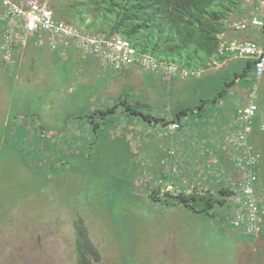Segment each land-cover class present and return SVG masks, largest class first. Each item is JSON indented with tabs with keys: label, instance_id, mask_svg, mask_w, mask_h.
<instances>
[{
	"label": "rangeland",
	"instance_id": "rangeland-1",
	"mask_svg": "<svg viewBox=\"0 0 264 264\" xmlns=\"http://www.w3.org/2000/svg\"><path fill=\"white\" fill-rule=\"evenodd\" d=\"M43 1L92 32L70 16V0ZM246 3L227 22L242 40L264 42L260 28H235L250 15ZM36 39L29 37L26 59V47L11 50L13 63L0 51V264H244L245 247L247 263L264 264L256 240L232 231L225 196L209 214L177 206L169 196L176 188L166 185L186 171L177 166L181 133L204 131L238 108L234 86L255 78L252 69L240 75L246 58L231 54L198 75L163 81L96 57L76 64ZM178 114L182 131L167 123ZM253 144L264 161V130Z\"/></svg>",
	"mask_w": 264,
	"mask_h": 264
},
{
	"label": "built area",
	"instance_id": "built-area-1",
	"mask_svg": "<svg viewBox=\"0 0 264 264\" xmlns=\"http://www.w3.org/2000/svg\"><path fill=\"white\" fill-rule=\"evenodd\" d=\"M249 1L253 3L250 15L239 22L240 24L235 25V28L239 30L254 27L264 31V6H262L264 0ZM259 1H262V5ZM2 18L5 22L4 41L8 47L5 62L13 63L11 50L15 46H26L29 37L38 35L39 43H43V35L50 34L61 38L65 45L69 44L70 39L76 40L103 62L116 69L136 67L153 73L163 80L169 79L175 73L179 76L190 75L188 71L179 70L173 63L157 61L152 56L138 51L129 40L121 36L83 34L65 19L59 18L55 9L43 0H4ZM54 37L49 38L52 49L57 48ZM219 40L220 55L232 54L253 62L255 82L248 94L247 102L237 109L236 120L239 130L229 135L225 144L230 149L235 170L240 173L238 178L227 184L231 191L227 199L231 207L232 231L258 240L264 218V192L258 191L257 186L259 183L257 168L262 155L251 150L248 138L258 117H260L258 128L264 130V89L261 91V85L264 84V42L254 39H229L224 32L219 35ZM213 62L209 63V66ZM160 68L164 72H159ZM168 126L171 130L181 129L180 123L175 121H170ZM169 153L172 155L174 151ZM162 163L164 164L165 160ZM167 187L173 189V185Z\"/></svg>",
	"mask_w": 264,
	"mask_h": 264
},
{
	"label": "trees",
	"instance_id": "trees-1",
	"mask_svg": "<svg viewBox=\"0 0 264 264\" xmlns=\"http://www.w3.org/2000/svg\"><path fill=\"white\" fill-rule=\"evenodd\" d=\"M246 1L70 0L68 7L70 16L78 15L83 24L92 29V32L87 31L89 35L98 32L106 36L120 35L138 51L157 61L173 63L179 70L191 74L209 67L211 61H221L229 55L218 54L219 35L228 30L227 20L231 13L237 15L249 10ZM88 18L89 22L86 21ZM249 69L253 70V62L246 60L240 75ZM220 192L227 197L231 194L226 187ZM174 194L169 195L174 201L191 208L222 202L203 194L198 196L181 191Z\"/></svg>",
	"mask_w": 264,
	"mask_h": 264
},
{
	"label": "crops",
	"instance_id": "crops-1",
	"mask_svg": "<svg viewBox=\"0 0 264 264\" xmlns=\"http://www.w3.org/2000/svg\"><path fill=\"white\" fill-rule=\"evenodd\" d=\"M4 11V0H0V43H1V56H3V62L6 52L8 51L7 44L4 41V33H5V22L2 18ZM232 21V20H231ZM235 22H228V30L226 31V34L228 37H234L233 34L237 35V32L232 26ZM249 28H254V27H249ZM255 29V28H254ZM248 31V30H247ZM253 33V32H252ZM240 35V34H238ZM237 35V36H238ZM246 36L245 33H241L240 37ZM37 38L36 42L38 41V35L37 36H32L31 38ZM43 43H40L42 45L49 44V38L54 37L51 36L50 34H45L43 35ZM240 39H244V38ZM57 42V48L53 50H61L63 52L68 53L69 60H71V55H73V59L75 60L76 64H84L85 66H91L94 65V60L93 59H100L99 57L95 56L90 50H87L84 46L79 44L76 40H69V44L65 45L63 40L59 37H54ZM246 38V37H245ZM251 39V38H250ZM29 43V40H28ZM28 43L26 47L24 48V51L22 53V59H26V56L30 51L27 49ZM39 43V41H38ZM18 47L22 46H15L13 49H17ZM51 48V47H50ZM52 49V48H51ZM16 51V50H15ZM78 56H81V60L78 63ZM230 56V54L228 55ZM96 57V58H95ZM93 58V59H92ZM86 59V60H85ZM91 59V60H90ZM242 59V58H241ZM247 59V58H246ZM85 60V61H84ZM101 60V59H100ZM249 60V59H247ZM102 63L106 64L101 60ZM83 65V66H84ZM107 65V64H106ZM246 65V64H245ZM130 68V67H128ZM132 69H140L136 67H131ZM130 68V69H131ZM208 68V67H207ZM204 68V69H207ZM245 66L243 67L244 70ZM116 69V68H114ZM142 70V69H141ZM203 70V69H201ZM143 71V70H142ZM200 72V71H199ZM254 72V69H253ZM148 77H152L153 79L155 77L160 78L159 76L145 72L143 71ZM241 74V73H240ZM198 75V72H197ZM179 76V75H177ZM183 77V76H179ZM151 78V79H152ZM163 80L162 78H160ZM155 80V79H154ZM165 81V80H163ZM251 82V83H250ZM249 83H244L240 84V86L235 85L236 87L235 91L237 93V98L240 107L242 104L247 102V97L249 92L252 89V85L255 82V78L251 80ZM233 84V83H231ZM237 108V107H236ZM234 108L230 109L227 112H224L222 116L216 120V118H211V121H209L208 125L209 127L205 128V130H200L203 127H195L191 126L189 130L186 132H182L179 138V149H178V157H177V166H183L186 168V171H182V168L179 172H177V184L175 183H167L166 185H173L174 188H176V192L181 191L184 192L185 194H203V195H212L215 194V192H219L218 194L221 197V201H224L222 196H225L220 190L223 187H227V184H229L232 180L236 179L239 177L240 173L237 172L234 168V165L232 163V159L230 156V149L229 147L226 146L225 140L226 138L238 132L239 130V124L236 120V114H237V109ZM174 120V119H173ZM171 120V121H173ZM176 122H179L181 125V129L178 131H182V122H181V116L178 118ZM259 123H260V117H258L255 121L254 129L251 133V135L248 138L249 144L251 145V150L255 151V147L253 144V140L255 137L256 132L259 130ZM249 145V146H250ZM263 157L261 159V162L257 168L258 170V176H259V183H258V191H261L262 193L264 192V166H263ZM198 167L195 169V167ZM190 167V169H189ZM217 195V194H216ZM227 199V196H225ZM228 200V205L227 209H231L230 207V201ZM180 205L181 208L184 209H191L190 206L185 205L184 203L177 202V206ZM199 210L202 209H208L209 214L212 213L214 214L215 208L219 209L220 207L216 205V203L212 205H200ZM221 209H223L221 207ZM225 209V208H224ZM231 220V219H230ZM230 226H231V221H230ZM261 234L258 240H256L255 247H260L262 251L264 252V218L261 223ZM247 248L245 247L242 251V253L245 255V250ZM241 254L242 257V263L244 264H251L247 263L245 256ZM258 260V259H257ZM259 261V260H258Z\"/></svg>",
	"mask_w": 264,
	"mask_h": 264
},
{
	"label": "bare ground",
	"instance_id": "bare-ground-1",
	"mask_svg": "<svg viewBox=\"0 0 264 264\" xmlns=\"http://www.w3.org/2000/svg\"><path fill=\"white\" fill-rule=\"evenodd\" d=\"M78 28V27H77ZM86 33V32H85Z\"/></svg>",
	"mask_w": 264,
	"mask_h": 264
}]
</instances>
